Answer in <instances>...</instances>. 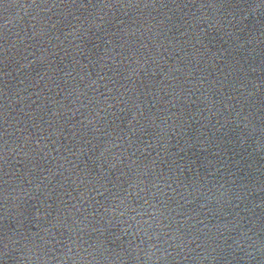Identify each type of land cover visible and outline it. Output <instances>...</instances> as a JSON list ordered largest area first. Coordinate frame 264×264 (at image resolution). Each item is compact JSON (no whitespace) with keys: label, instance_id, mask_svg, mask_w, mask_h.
<instances>
[{"label":"water","instance_id":"1","mask_svg":"<svg viewBox=\"0 0 264 264\" xmlns=\"http://www.w3.org/2000/svg\"><path fill=\"white\" fill-rule=\"evenodd\" d=\"M0 264H264V0H0Z\"/></svg>","mask_w":264,"mask_h":264}]
</instances>
